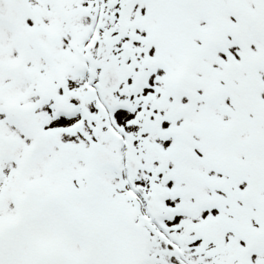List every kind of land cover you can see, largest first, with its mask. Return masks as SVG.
<instances>
[{"label": "snow or ice", "instance_id": "snow-or-ice-1", "mask_svg": "<svg viewBox=\"0 0 264 264\" xmlns=\"http://www.w3.org/2000/svg\"><path fill=\"white\" fill-rule=\"evenodd\" d=\"M0 264H264V0H0Z\"/></svg>", "mask_w": 264, "mask_h": 264}]
</instances>
